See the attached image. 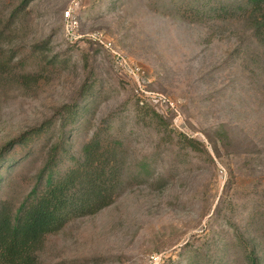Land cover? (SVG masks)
<instances>
[{"label":"rangeland","instance_id":"rangeland-1","mask_svg":"<svg viewBox=\"0 0 264 264\" xmlns=\"http://www.w3.org/2000/svg\"><path fill=\"white\" fill-rule=\"evenodd\" d=\"M69 8L77 40L64 30ZM96 30L142 67L139 85L88 37ZM0 34V151L43 126L55 142L83 96L96 101L74 150L114 111L126 120L128 183L49 237L47 264H189L187 242L232 244L236 227L253 238L264 226V48L242 25L185 21L159 0H0ZM40 150L12 169L23 186ZM143 162L151 173L136 177Z\"/></svg>","mask_w":264,"mask_h":264},{"label":"trees","instance_id":"trees-1","mask_svg":"<svg viewBox=\"0 0 264 264\" xmlns=\"http://www.w3.org/2000/svg\"><path fill=\"white\" fill-rule=\"evenodd\" d=\"M30 1L24 0V6ZM159 1L185 21L238 23L264 48V0ZM95 101L93 96H83L76 108L62 113L63 126L70 128L53 136L55 142L47 141L48 128L43 126L24 132L0 151V264H47L43 254L49 237L71 221L109 207L128 183L126 120L119 110L101 119L90 138L74 150L77 138L89 132L88 116ZM139 104L142 112L150 109L153 116L163 118L142 100ZM188 141L195 143L189 138L175 144ZM43 145L46 159L23 186L12 169L45 149ZM136 171V177L145 178L151 167L143 162ZM235 231L232 244L229 240L223 244L222 237L204 242L199 249L187 242L185 250L193 254L187 253L185 259L189 264H264V226L255 228L253 238L237 227ZM230 251L236 253L237 260L229 259Z\"/></svg>","mask_w":264,"mask_h":264},{"label":"built area","instance_id":"built-area-1","mask_svg":"<svg viewBox=\"0 0 264 264\" xmlns=\"http://www.w3.org/2000/svg\"><path fill=\"white\" fill-rule=\"evenodd\" d=\"M63 19H64V30L66 36L77 40L78 37H80L77 35L78 22L74 18L71 8L63 12ZM88 37L92 41L104 47L105 49L111 51L117 67L125 74H128L129 76L134 78L138 85L140 84L139 79L142 78V74H143L142 67L132 63L126 57L125 54H123L118 49H116L114 43L104 31L96 30L94 32L89 33ZM171 104L173 105V103Z\"/></svg>","mask_w":264,"mask_h":264}]
</instances>
